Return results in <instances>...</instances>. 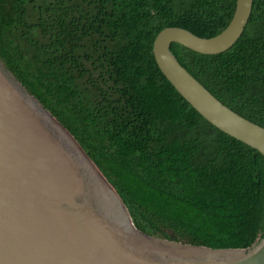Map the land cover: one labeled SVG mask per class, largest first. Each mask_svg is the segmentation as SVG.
<instances>
[{
	"label": "trees",
	"instance_id": "obj_1",
	"mask_svg": "<svg viewBox=\"0 0 264 264\" xmlns=\"http://www.w3.org/2000/svg\"><path fill=\"white\" fill-rule=\"evenodd\" d=\"M236 0H0V59L158 238L246 249L264 235V158L204 120L159 71L165 28L211 38ZM170 51L218 101L264 128V0L239 40Z\"/></svg>",
	"mask_w": 264,
	"mask_h": 264
},
{
	"label": "water",
	"instance_id": "obj_2",
	"mask_svg": "<svg viewBox=\"0 0 264 264\" xmlns=\"http://www.w3.org/2000/svg\"><path fill=\"white\" fill-rule=\"evenodd\" d=\"M254 0H236L227 27L211 38L177 27L152 44L155 63L183 100L225 135L264 158V128L218 101L170 51L229 50ZM0 264H264V235L246 249H216L151 236L68 130L0 59Z\"/></svg>",
	"mask_w": 264,
	"mask_h": 264
},
{
	"label": "bare ground",
	"instance_id": "obj_3",
	"mask_svg": "<svg viewBox=\"0 0 264 264\" xmlns=\"http://www.w3.org/2000/svg\"><path fill=\"white\" fill-rule=\"evenodd\" d=\"M14 76V75H13Z\"/></svg>",
	"mask_w": 264,
	"mask_h": 264
}]
</instances>
